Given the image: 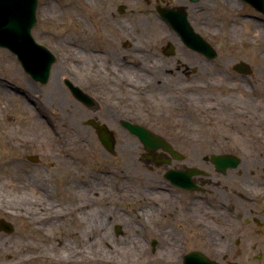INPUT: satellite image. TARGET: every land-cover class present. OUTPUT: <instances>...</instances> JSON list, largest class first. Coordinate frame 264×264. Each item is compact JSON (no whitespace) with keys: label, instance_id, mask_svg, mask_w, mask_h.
<instances>
[{"label":"rangeland","instance_id":"rangeland-1","mask_svg":"<svg viewBox=\"0 0 264 264\" xmlns=\"http://www.w3.org/2000/svg\"><path fill=\"white\" fill-rule=\"evenodd\" d=\"M104 4L112 21L115 24L126 22L129 29L126 28L120 33L114 26L105 27L100 14L90 11V15H87L85 11H89L86 0H38L37 23L32 29V35L38 43L47 47L56 56L50 80L46 84H35L16 55L0 47V84H3L0 88L4 90V92L0 91V197L8 199L7 201L14 197V202H24V208L28 210H31L33 206L36 207L41 199L51 201L52 207L61 205V209L68 210L75 191L74 186L69 184L73 179L86 180L87 177L93 176L97 181L99 178H111L115 181L110 185L111 188H105L104 184L98 183L99 189L96 194L108 196L112 194L110 199L112 207L100 204L98 211L103 213V208L105 212L111 209L112 213L108 217L114 220L121 219L111 223L112 220L108 218L105 225L115 238V242L122 243L130 235V228L133 224L128 217L135 212L134 207L141 204L139 198L151 195L144 190L146 184L155 183L148 180V177L160 176L157 172L161 170L158 167H155L153 171L148 169L143 158L145 149L139 139L130 136L127 131H121V120L140 125L146 122L144 119H130V88L127 90L125 87L129 84L127 74L130 73V60L133 63L137 62L130 55V41L133 45L131 49H142L144 35L149 29L148 25H151L150 23L159 15L158 6L184 7L190 18L193 17V13L199 19L208 20L209 18L214 19L215 22L226 20L231 14L227 15L224 4L220 3L216 7L217 3L209 0L199 2L191 0H107ZM50 5H53V8L49 9ZM121 6H124L123 12L120 11ZM87 31H90V34H86ZM103 33L106 37L102 36ZM61 37L69 38L77 46L67 47ZM243 48L245 63L253 68V74L242 77L238 83L219 88L223 96L233 101L231 116L234 123L229 130L225 131L227 133L164 137L172 143L178 141L184 143L188 146V150L193 145L200 157L214 153L215 147L230 149L231 151L226 152L241 157L243 162L240 168L242 169L248 160L264 159V125L261 123V118H264V43L262 45L246 44ZM121 52L125 54H120ZM77 58L80 59L78 62L75 61ZM87 58L95 60L82 64L81 61ZM92 64L99 67L101 72L114 68V77H110L109 81L113 84L112 93L114 95H111V92L104 86L88 80L90 84L97 87L93 95L99 105L97 114L99 121L117 134L114 154L102 145L97 135L93 133L92 126L86 123L94 117L93 111L85 109L78 100L71 96L66 91L63 82L64 77L72 75V81L81 86L80 78L83 79L82 76L87 74ZM70 70L76 74L73 76ZM52 85L57 87L61 94L58 100L53 96ZM256 95H258L257 98ZM27 98L35 104L31 109L24 106ZM256 105L261 108V113L255 114ZM111 111L115 113L112 117L108 114ZM39 113L47 118L51 131H54L53 126L56 125L58 134H45L33 126V118ZM256 125L261 127V131L256 130ZM250 128L255 130H250ZM71 130L78 133L73 136L75 141L66 144L63 141L68 136L67 134H73L69 133ZM229 135L238 140L219 142L221 136ZM82 146L87 147V152L86 150L82 152ZM63 152H66L68 156H63ZM80 152L83 153L82 157H80ZM219 152L215 151V153ZM72 153L78 158L76 165L66 166L63 159L68 158L69 155L72 156ZM183 153L188 154L184 150ZM34 155L39 157L37 163L31 162L28 158ZM123 179L128 180L129 185L131 182L133 188L128 191L118 189ZM217 179L223 181L224 177ZM12 180L19 185L18 190L8 186ZM41 185L46 186V192L38 190V186ZM215 195L216 193L211 194V198ZM211 205L214 207L198 206L202 209L199 212L208 213L206 218L199 220L198 223L209 225L226 223L224 220L215 221L212 213L219 209L216 202L211 201ZM1 206L4 207L0 204V219L10 223L14 231L12 233L0 231V240L21 242L26 237H36V231L27 219L11 218ZM160 206L159 211L162 218L157 219L158 222H156V218L151 217L153 225L146 228L147 231L141 239V243L148 246V259L154 261L152 264H160L162 248L167 246L165 237L171 235V232L174 234L180 232L182 239L187 240L189 230L197 223L191 217L188 220H180V218L173 220L169 215L171 210H167L162 204ZM156 225L161 229L170 225V229L160 231ZM118 226L121 228L120 233L116 231ZM46 228L53 230L50 229L51 225ZM55 231L58 233L60 242H63L65 226H58ZM153 239L159 242V247L156 249H153ZM161 243H166V245H161ZM63 252L64 256L68 257L65 247H63ZM45 254L47 258L36 257L24 264H76L75 262L56 261L59 253L51 247H46Z\"/></svg>","mask_w":264,"mask_h":264},{"label":"flooded vegetation","instance_id":"flooded-vegetation-1","mask_svg":"<svg viewBox=\"0 0 264 264\" xmlns=\"http://www.w3.org/2000/svg\"><path fill=\"white\" fill-rule=\"evenodd\" d=\"M209 1L217 3L216 7L220 3L224 4L227 15L231 16L215 22L209 18H190L186 10L189 28L166 20L160 11L169 8L158 6L161 23L151 22L148 25L149 31L144 35L142 49H131L133 45L130 41V55L137 61L133 63L130 60V73L127 74L130 119L146 120L142 126L154 135L196 136L227 133L225 131L230 128L228 122L233 120V101L223 96L219 88L245 78L236 70L238 64L246 62L243 47L246 44L264 43V0ZM75 74L73 72V76ZM71 77L63 78L66 91L85 109L93 111L92 119L99 120V105L93 95L97 87L90 84L85 76L80 78L82 87L77 85L95 100L88 104L86 100L78 99L66 84L67 79L72 81ZM30 78L35 84H40L31 75ZM256 106L255 114L261 113V108ZM108 114L111 117L115 115L112 111ZM110 130L116 138L117 134ZM256 130L261 131V127L256 125ZM92 131L99 138L98 130L92 127ZM121 131L135 136L123 125ZM166 140L180 158L162 149L145 150V166L151 171L155 167L161 169L157 172L160 176L148 177V180L155 182L149 185L164 187L163 191L168 198L161 204L171 210L169 215L180 220L191 217L197 223L189 230L187 240L182 239L180 232L174 234L172 241L165 237L167 246L162 248L159 263L264 264V159L248 160L242 169L241 157L226 152L230 149L214 146V153L200 157L193 145L188 150V146L180 141L172 143ZM183 150L188 154L183 153ZM225 154L239 157V165L225 171L219 170L212 157ZM157 158L162 162H157ZM222 163L230 165L232 161ZM177 175L182 176L184 185L175 182ZM220 177H224V180L217 179ZM214 193L216 195L211 198ZM211 201L216 202L217 208L226 213V223H198L206 218L205 212H199L202 209L198 206L212 207ZM150 216L159 214L154 212ZM158 225L156 227L160 231L170 229V225L165 229ZM166 243L161 245L165 246ZM152 245L153 249L159 247L158 240L153 239Z\"/></svg>","mask_w":264,"mask_h":264},{"label":"bare ground","instance_id":"bare-ground-1","mask_svg":"<svg viewBox=\"0 0 264 264\" xmlns=\"http://www.w3.org/2000/svg\"><path fill=\"white\" fill-rule=\"evenodd\" d=\"M107 0H86L87 9L89 12L85 11L87 15H90L91 12H96L100 14L102 21L105 27H115L120 33L127 28V23H117L115 24L109 12L104 8V2ZM53 5H50L51 9ZM180 7H175L173 10H179ZM167 9L165 11H170ZM193 17L197 15L192 13ZM166 18V17H164ZM198 18V17H197ZM206 18V17H205ZM169 22L170 19L166 18ZM154 23L160 24L158 17L153 21ZM264 25H262L263 27ZM190 28V27H189ZM129 29V28H127ZM263 29V28H262ZM86 34H90V31H87ZM102 36H105L104 33ZM123 36V35H122ZM106 37V36H105ZM61 40L65 42L66 46L73 47L77 44L71 41L69 38L61 37ZM97 54V52H93ZM106 54V53H103ZM120 54H125L121 52ZM75 56V55H74ZM76 58V57H75ZM80 59H76L78 62ZM95 60L94 58H87L86 60L81 61L82 64ZM68 61H70L68 59ZM72 71V70H70ZM73 72V71H72ZM51 77V76H50ZM87 80L95 81L97 84L104 86L108 91L111 92V95H114L112 92V83H110V77H114V68H111L108 71H102L99 67L91 65L87 74H85ZM50 79V78H49ZM3 84H0L2 87ZM53 86V96L55 99H60L61 94L58 92V88ZM127 90L130 88L126 84L125 87ZM0 91L4 90L0 88ZM109 92V93H110ZM62 101V100H61ZM114 102V101H113ZM32 105H35L30 99H26L25 107L32 108ZM234 121L230 120L228 122L229 127H232ZM261 123L264 125V118H261ZM59 126V123H57ZM33 126L39 128L41 132L45 134H58L56 125L53 126L54 131L50 130L48 125L47 118L37 114L33 118ZM70 128H73L70 126ZM64 139V143L68 144L70 141L73 142L74 134L78 133L77 131L71 130ZM225 134V133H223ZM77 135V134H76ZM66 140V141H65ZM234 141L238 138L229 135L221 136L220 141ZM215 142V139L213 140ZM87 152V147L82 146V152ZM130 151V150H129ZM80 152V157L83 156V153ZM68 156L66 152H63V156ZM76 157V159H75ZM79 157V156H78ZM59 158V157H57ZM64 158V157H63ZM68 160V161H67ZM71 162H70V161ZM78 160L77 156L72 153V156L69 155L68 158L63 159V162L66 163V166H75L76 161ZM127 175V174H126ZM98 181V182H97ZM96 181L95 177L89 176L86 180L73 179L69 184L74 186V192L72 200L69 204L68 210H63L60 208L61 205L57 207H52L51 201L46 199H41L40 202L36 204V207L33 206L31 210L24 208V202L16 201L14 202V197H11L10 201L8 199H1L0 204L2 210L7 212L9 216L13 219L24 218L27 219L28 223L36 231V237H26L24 240L13 241V240H0V264H24L25 262L30 261L33 258H47L45 254L46 247H51L54 251L59 253L57 255L56 261L61 262H75L76 264H152L153 260L148 259V246L147 244L141 243L143 235L147 231L146 228L149 225H152V218L150 216L151 212H158L159 216H155L156 219H161L162 214H160V205L161 203L168 198L164 193V187L150 186L146 184L144 187L145 191H153L151 195L140 196L139 198L141 204L136 205L135 212L132 215H129L128 220L133 224L130 228V235L128 238H125V241L122 243H116L115 238L112 234L109 233L106 228V219L112 213L111 209L108 212H105L103 208V213L98 211L99 205L104 204L112 207L110 204V199L112 194L108 195H98L96 194L99 189V184H104L105 188H111L110 185L115 183L111 178H99ZM128 180L123 179L118 189L123 191H128L132 189V183L128 184ZM14 190L19 189V185L12 180L9 184ZM38 190L41 192H46V186H38ZM115 189V187H113ZM85 193V194H83ZM46 195V194H45ZM144 197V198H143ZM133 199V197H132ZM201 206V205H199ZM30 209V208H29ZM28 210V211H27ZM208 213H205L207 215ZM212 217L215 221L225 220L227 215L220 210H215L212 213ZM161 216V217H160ZM171 218L177 219L176 216H171ZM114 221H120L121 219H113ZM67 221V222H66ZM51 225L50 229L47 230V226ZM65 226V238L63 242H60L58 233H56L55 228L58 226ZM137 225V227H136ZM55 232V233H54ZM171 232V235L167 236L168 241H172L174 236ZM129 240V241H128ZM63 247L68 253V257L64 256Z\"/></svg>","mask_w":264,"mask_h":264},{"label":"water","instance_id":"water-1","mask_svg":"<svg viewBox=\"0 0 264 264\" xmlns=\"http://www.w3.org/2000/svg\"><path fill=\"white\" fill-rule=\"evenodd\" d=\"M197 2L198 0H192ZM38 0H0V47L7 48L12 51L21 62L23 68L35 80L46 84L49 81L52 67L56 62V56L44 45L38 43L32 35V29L37 23ZM120 11H124V6L120 7ZM162 15L174 24H182L190 27L188 23V15L184 7L179 10L161 11ZM236 70L244 75H251V67L241 62L236 66ZM66 84L72 88L75 95L80 100H86L88 104L92 103L94 98L84 92L81 87L74 84L69 79ZM122 125L131 130L142 142L147 151L163 149L179 159L178 152L163 138L149 132L146 128L138 124H132L129 121L122 120ZM98 130L99 138L106 149L115 152V140L113 133L108 130L105 124L100 121L91 119L87 123ZM29 160L33 163L38 161V156H29ZM216 161L217 168L225 171L228 167H237L239 159L236 156L223 155L213 156ZM157 162H162L156 159ZM234 160L232 164H222V161ZM175 182L184 185L182 176L177 175ZM0 231L12 233L14 228L3 219H0ZM117 233L121 232V228H116Z\"/></svg>","mask_w":264,"mask_h":264}]
</instances>
